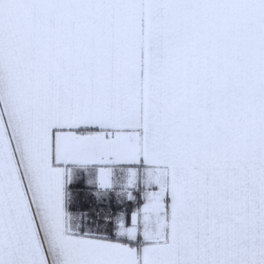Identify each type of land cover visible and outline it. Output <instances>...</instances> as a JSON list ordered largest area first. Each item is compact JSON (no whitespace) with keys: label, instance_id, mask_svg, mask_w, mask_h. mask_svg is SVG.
<instances>
[{"label":"snow or ice","instance_id":"6c2138e0","mask_svg":"<svg viewBox=\"0 0 264 264\" xmlns=\"http://www.w3.org/2000/svg\"><path fill=\"white\" fill-rule=\"evenodd\" d=\"M0 264H264V0H0Z\"/></svg>","mask_w":264,"mask_h":264}]
</instances>
